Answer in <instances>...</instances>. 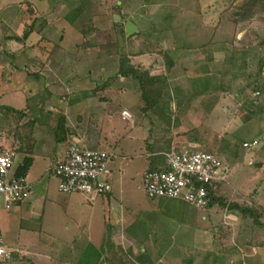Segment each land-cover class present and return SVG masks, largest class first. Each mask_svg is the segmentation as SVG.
Returning a JSON list of instances; mask_svg holds the SVG:
<instances>
[{
	"label": "crops",
	"instance_id": "1",
	"mask_svg": "<svg viewBox=\"0 0 264 264\" xmlns=\"http://www.w3.org/2000/svg\"><path fill=\"white\" fill-rule=\"evenodd\" d=\"M197 1L204 0H192L190 5L189 2L185 5L182 0H179L178 5L173 9L169 4L163 5V0H115L113 2L111 0L105 2L103 0H0V108L15 110L14 102L20 101L26 104V111L22 113L17 126L19 129L27 125L32 126L31 140L36 147L39 146L40 150L42 149L40 153L54 160L50 169L51 174L67 146L66 142L57 143L54 137V130L61 118L64 119L65 128L68 130V140L77 139L83 148L103 150L115 155L111 164L112 192L97 198L107 197L109 206L116 214V220L126 223L124 232L129 239V247L132 246L135 252L144 254L148 264H154L156 261L160 263L163 257L169 256L170 253L184 254L185 241L179 239V243L171 242L179 226L176 219L166 216L162 224L155 227L156 234L151 235V230L146 239L140 242L136 224L140 223L138 227L141 223L150 225L148 213L156 207L163 208L165 213V209L173 205L166 202L170 200L148 199L151 204L134 200L131 187L138 183L142 186V178L146 172L165 169V154L171 151L187 149L208 151L214 153L222 162L224 161L223 158L226 155L215 151V147H218L220 132L213 129L212 122H209L211 121L209 117L215 109L219 108V103L224 102L217 96L220 90L216 88L214 78L215 64L212 58L205 59L200 55L185 58L184 54L180 55V52L184 51L183 48L176 53L167 55L163 53L165 63L162 60L158 65L159 69L152 68L157 64L152 65L151 62L158 61L152 58L150 53L140 50L129 54L131 64L138 69L147 68L141 70L147 71L149 77L164 76L166 78L165 94L154 107V110L156 108L163 110L161 111L163 118L156 111V113L150 111L145 114L147 105L143 99L139 81L131 76L120 77L119 56H104L102 51L97 52L103 45L91 44L93 41L91 35L97 33V30L87 32L84 29L99 28L102 23L106 25L108 22L111 32H107L109 36L107 42L110 40L115 42L112 40L115 38L122 43L128 40L134 45L141 43L138 41L142 39L143 44L147 45L152 44L157 38L163 42L164 36L168 35L170 36H166L168 42L174 44L175 40L171 33L173 28L176 27V30L182 32V29L197 24L199 32L193 34L192 40L196 42L195 49H199L205 45L214 44L215 32L212 26L216 12L232 0L230 2L210 0V2H203L202 7L196 5ZM115 3L120 7L118 11L112 9ZM163 11L167 16L161 15L165 24H160V21H155V16H157L156 13L163 14ZM174 12L177 15H173ZM106 13L109 16H103ZM152 13L156 15L153 17ZM189 13L192 14L191 18L196 14V18L191 23L184 22L183 16ZM124 19L126 21H123ZM180 19L182 22H179ZM157 24L159 27L156 30ZM32 26L35 30L27 40L23 39L26 28ZM55 28L63 30L61 33L63 40L61 45L59 44L61 49L57 50L58 53L41 46L42 43L52 45L53 40L50 35ZM142 28L148 30L142 31ZM129 29L132 31L129 32ZM102 31L98 33L102 34ZM217 33L220 34V31ZM72 42L76 43L72 44ZM87 42L90 47L93 46L89 51L92 50L94 53L85 56L81 53L83 48H80V45ZM72 46L75 49L74 55H64L65 52L62 49ZM259 61L256 62L255 67ZM163 66L167 68L164 71ZM262 76L264 77V73ZM244 90L240 89L239 93L242 94ZM257 92L264 93L261 89L254 91L252 95L255 96ZM14 95H19V100ZM124 102L128 104L122 106ZM220 109L229 111L225 105ZM122 111H127L131 115L130 121L122 120ZM115 117H119L123 123H129L131 129L116 126ZM256 128L260 129L258 126ZM234 134L233 131L232 137ZM148 142L154 150L150 154ZM145 156L149 158V167L141 175L129 173L126 166L132 165L136 168L137 161ZM256 156L263 161L264 150L257 152ZM18 171L14 170L13 174L16 176ZM21 177L33 188L27 180V170ZM32 194L33 190L28 199L8 208L4 204L0 206V232L5 238L7 247L14 252L12 260L0 259V264L18 262L30 264L24 261L27 259V253L18 248L14 249L13 247L17 244L10 243L9 237L14 234L18 237L17 230L21 218L27 213L35 212L30 203ZM42 194L47 195L45 189ZM97 198L89 201L96 202ZM71 201H75L73 197L66 198L67 204ZM81 206L83 207L84 204ZM132 210H137L138 215L131 214V218L125 217L126 211L131 213ZM112 229L113 227H110V231ZM193 229V232L180 230L179 237L194 234L197 241L201 231L197 228ZM255 229L260 230V235ZM255 229L254 236L252 232L249 234L240 231L239 242L233 241L234 244L229 245L225 250L219 252L208 250L212 252L208 254L211 259L210 264H264V221L262 220L261 226L257 225ZM126 230L131 233L127 234ZM164 237H169L171 241L165 240L163 243ZM6 238H8L7 241ZM69 251L72 252V249ZM175 257L179 260L182 258L178 255ZM41 258L38 256V259ZM184 262L193 264L192 260H183L182 263L185 264Z\"/></svg>",
	"mask_w": 264,
	"mask_h": 264
},
{
	"label": "rangeland",
	"instance_id": "2",
	"mask_svg": "<svg viewBox=\"0 0 264 264\" xmlns=\"http://www.w3.org/2000/svg\"><path fill=\"white\" fill-rule=\"evenodd\" d=\"M105 1L103 0V2ZM182 1L183 4L186 5L189 2L190 5L192 0ZM227 1L230 2L231 0ZM203 2H210V0H204ZM203 2L197 1L195 3L202 7L204 5ZM178 3L179 0H163V5L168 6L169 4L173 9H175ZM165 6L163 8H166ZM107 14L103 16H109ZM156 14L157 16H155ZM156 14L152 13L153 17L155 16L156 18L155 21L165 24L161 18V15L163 17L167 16L165 12L163 11V14ZM172 14L177 15L175 12ZM191 16V13L187 14V16L184 15V22L191 23L196 18V14H194L193 18ZM126 19L123 21H126ZM179 22H182V19ZM173 23H176V21H173ZM158 27L157 24L156 30ZM176 29V27L173 28L171 32L175 40L174 44L168 42L167 37L170 36L166 35L167 37L164 36L163 42L160 41V38H157L153 40L152 44L145 45L143 44L144 40L139 39L138 42L141 43L133 45L127 40L125 43L120 41V46L127 53L129 59V54L139 52L140 50L150 53L152 58L158 61L157 63L156 61L151 62L152 65L157 64L156 67H152L155 69L160 68L158 65H160L162 60L165 63L163 53L165 55L176 53L181 51L182 48L184 51L180 52V55L184 54L185 58H193V56L200 55L205 59H213L216 88L220 90V92H217V96L220 98V101L224 102L219 103V108L215 109L211 114L209 117L211 121L209 122H212L211 127L213 129L220 132V135L217 132L220 139L218 140V147H215V151L226 155L223 158L225 162H223L225 163V167H228L227 170L229 169L226 182L220 184L214 191L218 197L224 200L225 205L224 207L213 205L208 209H196L181 201H166L173 206L165 209V213H163V208L156 207L151 213H148L150 225L147 226L141 223V226L138 227L140 223H137L138 228L136 227V229L141 242L146 239L151 230V235L156 234L155 227L162 224L166 216L176 219L179 226L176 232L177 236L175 235L171 238L172 241L169 237H164L163 243L165 240H169L175 244L179 243V239H183L185 241V253H170L168 254L169 256L163 257L160 263L156 261L154 264H183V260H192L193 264H210L211 259L208 254H212V252L208 250L212 249L219 252L224 249L219 241L216 240L219 229L220 231L222 229V233H225L226 229H231L234 240L240 231L249 234L252 232L251 219L248 218L245 222H241L239 220L240 217L235 212H231L228 206L232 203L238 205L250 203L252 206L251 203L255 202L259 208L262 207L264 209V159L261 161L256 156L257 152L264 150V133H262L264 131V93L259 94V96L252 95L260 87L264 89V77H257V68L255 67L258 60L264 64V27L255 25L253 30L246 29L238 33L236 41L243 44L239 46L233 44V39L231 40V37L234 35L233 26L230 23L226 24V22L222 21L216 25V29L220 31V34L217 33V30V32L214 30V44L205 45L199 49H195L194 43L196 42L192 40L193 34L199 32L197 24H192L188 28L182 29V32ZM84 30L87 32L97 30V33L102 31V34H97L96 32L92 35L89 34L93 38L91 44L106 43L109 37L107 32H111L108 22L106 25L102 23L99 28H85ZM141 30L147 31L148 29L142 28ZM130 31L132 30L129 29ZM52 32L50 38L54 43L52 42V45L42 43L41 46L57 51L61 49L59 44L61 45V41L63 40L61 35L63 30L55 28L52 29ZM112 40L116 42L115 38ZM73 43L75 44L76 42ZM190 43L192 45H189ZM250 44L252 46H249ZM74 46L62 49L65 52L64 55H74ZM92 47H90L88 42L81 44L80 48H83L81 53L85 56H88V54L92 55L94 51H89ZM101 51L103 50L99 49L97 52ZM141 69L146 70L147 68L142 67ZM165 69L167 68L163 66V71ZM255 80L257 85L252 84ZM240 89H245L242 94L239 93ZM14 97L18 100L20 98L19 95H14ZM14 103L15 110L13 109L8 113L6 112L7 110L0 108V153L5 150L14 152L13 171L20 170L25 165H29L27 180L33 186L30 203H32L35 212L32 214L27 213L26 216L21 218L19 229L17 230L18 237L15 234L9 237L10 243L17 244L13 248L26 252L27 259L24 261L30 264H139L137 258L140 257L141 253L135 252L134 247H129V239L124 232L126 223L116 220V214L109 206L107 197L97 198L96 202H90L89 197L73 194L64 195L58 191V179L50 172L54 160L52 161L48 156L45 157L44 153H40L42 149L40 150L39 146L36 147V144L31 141L29 136L23 134L22 130L17 128L16 123L19 121L20 114L25 113L26 104L20 101ZM127 104L124 102L121 105ZM224 105L228 107L229 111L225 112L224 109H220ZM155 111L163 118L162 109L156 108ZM114 120L116 126H124L128 130L131 129L129 123L121 122L119 117H115ZM257 126L260 129H257ZM233 131L235 134L232 137L231 133ZM72 139H67L66 143ZM253 141H256L258 145L248 149L242 147L243 142L251 144ZM148 152L149 154L154 152L153 146H149ZM148 167L149 158L145 156L140 161H137L136 168L128 165L126 169H128L129 173L141 175ZM44 189L47 195L42 194ZM131 190L134 200L145 201L151 204L145 197L143 188L139 183L132 186ZM70 196L75 201L67 204L66 198ZM82 204H84L83 207L81 206ZM131 214L138 215L137 210H132L131 213L126 211L125 217L129 216L131 218ZM260 216L262 218V212ZM110 227H113L111 231ZM193 228L201 231L197 241H195L194 234L182 238L179 237L178 233L182 230L193 232ZM126 231L127 234L131 233L128 232L129 230ZM255 231L260 235L259 229H255ZM7 240L8 238H6ZM225 246L228 247L229 244L227 243ZM69 249H72V252ZM138 249L140 250V248ZM175 255H178L179 258L182 257L181 261ZM38 256L42 258L38 259ZM16 264H19V262Z\"/></svg>",
	"mask_w": 264,
	"mask_h": 264
},
{
	"label": "built area",
	"instance_id": "3",
	"mask_svg": "<svg viewBox=\"0 0 264 264\" xmlns=\"http://www.w3.org/2000/svg\"><path fill=\"white\" fill-rule=\"evenodd\" d=\"M121 118L130 121L131 115L122 111ZM257 144L253 141L242 147L248 149ZM114 158L113 153L83 148L79 140H70L52 169V175L58 179V191L64 195H83L91 201L110 194ZM14 159L10 150L0 153V206L4 204L6 208L28 199L32 190L23 177L13 174ZM165 159V169L150 170L143 175V191L149 200L181 201L204 209L210 202L209 188L227 180V167L214 153L187 149L171 151L165 154ZM13 254L0 232V259L10 261Z\"/></svg>",
	"mask_w": 264,
	"mask_h": 264
},
{
	"label": "trees",
	"instance_id": "4",
	"mask_svg": "<svg viewBox=\"0 0 264 264\" xmlns=\"http://www.w3.org/2000/svg\"><path fill=\"white\" fill-rule=\"evenodd\" d=\"M112 2L115 0H111ZM112 9L115 11H118L120 7L117 5V3L112 5ZM218 11V10H217ZM218 13V15H217ZM216 18L213 23V29L216 31V25L222 21L230 23L233 26L234 29V35H233V44L242 46L243 44L241 42H237L235 40V37L238 33L248 29L253 30L255 28V25H260L264 27V0H232L230 3L225 4L223 8H221L220 11L216 12ZM35 29L32 27L26 28L23 39L27 40L29 35L34 31ZM119 41L111 42L108 41L107 43L100 46V49L103 50L102 54L104 56L109 55H118L119 56V76L123 78H128L129 76L134 77L139 81L140 87L143 92V99L146 103L145 108V114L152 111L155 113L154 107L157 106L158 101L162 98L164 87H165V81L166 78L163 77H149V74L147 71L140 70L133 66L131 64V61L127 55L123 51V49L120 46ZM249 46H252L251 44ZM248 46V47H249ZM170 64V63H169ZM170 65L168 66V68ZM257 77L262 78V70L264 68V64H262L261 61L257 63ZM252 84L257 85L256 80ZM262 88L260 87L259 90ZM264 91V89H262ZM256 109V107H254ZM10 110H7L6 112H10ZM22 118V114H20L19 121ZM250 118V117H247ZM247 120V119H246ZM18 121V122H19ZM18 122L16 125H18ZM18 128V126H17ZM32 128L31 125H27L24 128H21L23 134H27L30 138V129ZM19 129V128H18ZM67 133L68 130H66L64 125V119L61 118L58 122V125L56 129L54 130V137L57 143H65L67 139ZM31 139V138H30ZM32 141V140H31ZM28 165H25L23 168H21L18 171L17 177H21L24 175L25 171L27 170ZM220 184L213 185V187L209 188L210 191V202L208 206L204 209H208L213 205H219L224 207V200L221 197H218L214 191L215 188H218ZM184 203V202H183ZM245 203V204H234L228 206V209H230L231 212H235L237 216H239V220L241 222H245L248 218L251 219L252 222V235H255V227L258 225L261 226L263 218V212L264 209L259 208L255 202L251 203ZM261 210V211H260ZM262 212V218L260 216V213ZM257 215V216H256ZM261 218V219H260ZM222 231V229H221ZM219 229V232H217V239H216V233H215V239L219 241L221 244L222 250H225L227 247L225 246L227 243L229 245L232 244V242L237 241L239 242L240 233H238V236L233 239L232 231L231 229H226L225 233H222ZM233 242V243H234ZM137 261L139 264H148L147 259L145 255H140L139 258H137ZM185 264H191V262H184Z\"/></svg>",
	"mask_w": 264,
	"mask_h": 264
}]
</instances>
